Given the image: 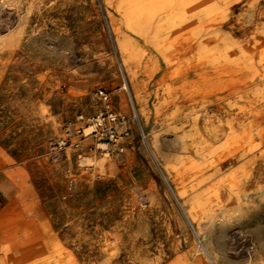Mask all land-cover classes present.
I'll return each mask as SVG.
<instances>
[{"label": "rangeland", "instance_id": "1", "mask_svg": "<svg viewBox=\"0 0 264 264\" xmlns=\"http://www.w3.org/2000/svg\"><path fill=\"white\" fill-rule=\"evenodd\" d=\"M115 3L0 0V222L4 215L49 222L86 264H252L249 254L264 240V165L251 158L257 150L218 156L216 167L206 162L183 170L200 158L181 138L191 126L188 99L165 97L160 84L176 62L164 67L143 37L125 27ZM116 28L164 67L153 76L138 69V97L122 65ZM98 87L108 92L110 111L127 122L123 152L106 155V140L87 136L54 160L50 143L62 126H80V115L88 119L105 109ZM162 98L167 103L156 111ZM213 98L210 120H197L210 147L225 140L226 129ZM243 169L250 178H242ZM228 188L245 196L225 201ZM197 193L216 211L201 221L206 235L188 215Z\"/></svg>", "mask_w": 264, "mask_h": 264}, {"label": "bare ground", "instance_id": "2", "mask_svg": "<svg viewBox=\"0 0 264 264\" xmlns=\"http://www.w3.org/2000/svg\"><path fill=\"white\" fill-rule=\"evenodd\" d=\"M115 9L125 27L142 36L158 53L164 67L176 62L161 77L160 84L165 97L177 94L188 99L191 126L181 138L189 139V147L200 158V163L192 160L183 170L199 168L206 162L216 167L218 156L229 158L255 150V158L264 159V149H257L264 144V0H116ZM116 31L122 65L138 97V69L153 76L164 67L153 59L148 47L139 48L129 35L118 28ZM186 47L188 53L183 55ZM210 97L218 100V120L225 117L226 124L225 140L216 147L208 146L197 123L199 116L210 120ZM166 103V98H162L156 111ZM207 156L214 158L209 160ZM175 170L181 172L178 167ZM239 196L244 197V192L230 189L225 201H237ZM207 199L202 193L189 199L188 215L199 234H205L202 219H212L216 212L213 205L204 206ZM21 228L24 232H20ZM202 246L206 248V244ZM74 253L49 222L40 226L6 215L0 222V264H86ZM212 255L218 259L215 252ZM263 260L261 240L254 253L249 254V262L263 264Z\"/></svg>", "mask_w": 264, "mask_h": 264}, {"label": "built area", "instance_id": "3", "mask_svg": "<svg viewBox=\"0 0 264 264\" xmlns=\"http://www.w3.org/2000/svg\"><path fill=\"white\" fill-rule=\"evenodd\" d=\"M95 94L105 103V109L98 115L83 119L80 115L78 121L82 125L68 122L62 126L61 135L50 143V156L57 160L68 148H78L82 139L87 136L96 137L98 140H106L101 147L106 155L111 152L120 154L123 152L122 139L128 135L129 129L124 117H120L109 109V94L102 88L98 87ZM111 144L112 147H108ZM216 264V263H212Z\"/></svg>", "mask_w": 264, "mask_h": 264}, {"label": "crops", "instance_id": "4", "mask_svg": "<svg viewBox=\"0 0 264 264\" xmlns=\"http://www.w3.org/2000/svg\"><path fill=\"white\" fill-rule=\"evenodd\" d=\"M248 154H252V153H248ZM242 154H239L238 156H241ZM254 161L256 160V158H255V155L254 154H252V157H251ZM258 160H260V165L262 164V165H264V159H261V158H257ZM241 171V170H240ZM258 171H256L255 173H257ZM255 173L253 174V177L255 176ZM3 175H7L6 173H2ZM231 174V173H230ZM244 174H248V176H246V177H244ZM1 176V175H0ZM241 176H242V178H250V176H251V173L248 171V170H246V169H243L242 170V172H241ZM232 185H234V183H232V184H230L229 186L230 187H232ZM230 189H232V188H228V191L225 193V198H226V196L228 195V193H229V191H230ZM219 192V194H220V191H218ZM237 192H239V191H237ZM0 195H2V196H4L3 194H2V192L0 191ZM224 198V199H225Z\"/></svg>", "mask_w": 264, "mask_h": 264}]
</instances>
